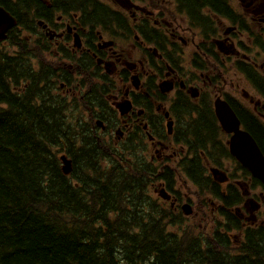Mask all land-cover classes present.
<instances>
[{
  "label": "flooded vegetation",
  "instance_id": "af4514ba",
  "mask_svg": "<svg viewBox=\"0 0 264 264\" xmlns=\"http://www.w3.org/2000/svg\"><path fill=\"white\" fill-rule=\"evenodd\" d=\"M1 1L22 15L31 67L74 101L94 103L119 152L133 149L156 170L155 195H170L162 201L173 210L192 206L188 183L205 195H237L240 211L229 212L238 236L264 231V186L231 156L233 133L214 110L225 101L262 151L246 123L252 117L264 133V0ZM211 168H223L222 180ZM247 198L260 203L253 221ZM209 205L212 221L224 219L221 198Z\"/></svg>",
  "mask_w": 264,
  "mask_h": 264
},
{
  "label": "trees",
  "instance_id": "16d2710c",
  "mask_svg": "<svg viewBox=\"0 0 264 264\" xmlns=\"http://www.w3.org/2000/svg\"><path fill=\"white\" fill-rule=\"evenodd\" d=\"M0 4L23 22L14 5ZM18 32L0 48V264H264V231L247 228L233 243L237 195H215L224 219L206 221L204 233L170 230L182 214L150 195L156 170L98 131L94 103L72 108L52 96L48 73L31 67L33 46ZM75 108L82 124L66 121ZM246 125L264 154V133L250 116ZM63 153L72 160L68 175Z\"/></svg>",
  "mask_w": 264,
  "mask_h": 264
},
{
  "label": "water",
  "instance_id": "95a60500",
  "mask_svg": "<svg viewBox=\"0 0 264 264\" xmlns=\"http://www.w3.org/2000/svg\"><path fill=\"white\" fill-rule=\"evenodd\" d=\"M16 24L17 21L15 17L0 6V41L5 39L6 32ZM214 108L223 129L226 132H233V136L228 142L230 153L234 155L253 176L264 184V155L260 151L255 140L249 133L239 129L238 120L225 102L215 100ZM60 159L63 163V172L65 174L69 173L71 170V161L65 156H61ZM256 208L257 206L252 204L251 210ZM183 210L185 213L191 212L188 204L183 206Z\"/></svg>",
  "mask_w": 264,
  "mask_h": 264
},
{
  "label": "rangeland",
  "instance_id": "374dc122",
  "mask_svg": "<svg viewBox=\"0 0 264 264\" xmlns=\"http://www.w3.org/2000/svg\"><path fill=\"white\" fill-rule=\"evenodd\" d=\"M6 46H7V44H5L4 47H6ZM11 52H12V50H11ZM242 84L243 83L241 82V85ZM49 86H50L49 88L51 90L52 96H53V94L58 95V96H63L66 99L68 106L69 107L72 106V108H74V106H75L74 102L75 101L70 95L63 93L61 91V89L58 88L57 84H49ZM245 88L249 89V91L251 90V88H249V85H247V87L245 86ZM83 110L85 112H87V110L85 108H83ZM67 114L69 115V118H68L69 120L68 119L66 120L67 123H69V121H70V123L73 125H76L78 123L82 124V121L80 119H83V120L86 119L84 112L79 108H75L73 111L69 110ZM230 168L233 170L232 165L230 166ZM237 172L239 174L241 173L239 170H237L236 173ZM183 190H186V192H187V195H184L185 199H191L193 201L191 212L185 213L186 214L184 216L185 218L183 216L180 217L182 220L181 225H177V226H175V228L171 226V229L170 228L169 229L170 230L176 229L178 231H181V230L183 231V229H187L188 231H191L194 235H200L201 233H204L205 229H207V227H208V225H207V227L205 226L208 215L210 216V214L207 210L208 207H207V205H206V207H204V203H203V208H200L201 204H202L201 196L196 194V192L194 191V188L191 186V184L188 183L184 187ZM150 195H153V194H151V191H150ZM153 196L156 197V195H153ZM202 198H204V197L202 196Z\"/></svg>",
  "mask_w": 264,
  "mask_h": 264
}]
</instances>
